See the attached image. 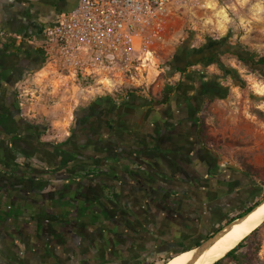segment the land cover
Returning <instances> with one entry per match:
<instances>
[{
    "label": "flooded vegetation",
    "instance_id": "1",
    "mask_svg": "<svg viewBox=\"0 0 264 264\" xmlns=\"http://www.w3.org/2000/svg\"><path fill=\"white\" fill-rule=\"evenodd\" d=\"M183 49L184 46L171 60L173 72L179 74L177 82L164 88L160 97L147 98L151 106H159L150 124L153 137L147 140L137 131L138 136L125 139L130 146L151 148L154 163L165 167L169 176L155 173L145 187L148 193L136 201L138 210L134 215L121 206L114 208L112 196H100L84 209L70 211L41 209L35 206L41 198L20 196L24 178L73 177L83 166L117 163L116 150L122 140L114 131L107 134V140L102 137L113 128L107 130L108 122L100 119L94 100L75 107L64 138L48 140L46 128L21 112L17 95L21 75L35 68L39 55L20 57L13 65L0 63V264H22L28 257L50 264H146L161 253L170 255L177 239H185L183 248L196 244L240 212L234 203L229 207L223 204L215 214L210 212L217 205L212 203L214 197L231 193L224 177L229 170L218 163L216 154L203 141L198 118L202 105L217 96L220 88L215 78L194 70V64L203 59L217 60L220 53L237 51L223 38L203 54L191 49L184 56ZM241 56L242 64L261 71L263 62L247 53ZM188 84L192 87L190 93L186 92ZM128 95L146 98L135 93L125 96ZM170 95H187V104ZM104 145L108 154L100 151ZM58 166L65 169L59 172ZM238 201L243 200L240 197ZM196 213L200 224L195 229L192 219ZM28 214L50 216L52 221L29 225L22 220ZM163 218L175 223L186 220L189 225L178 234L173 232V224L167 227L168 232H150V247L144 242L140 249L121 248L120 235L124 231L144 234L138 228L146 226V220L156 221L158 228Z\"/></svg>",
    "mask_w": 264,
    "mask_h": 264
},
{
    "label": "rangeland",
    "instance_id": "2",
    "mask_svg": "<svg viewBox=\"0 0 264 264\" xmlns=\"http://www.w3.org/2000/svg\"><path fill=\"white\" fill-rule=\"evenodd\" d=\"M214 11L213 20H209L208 28L203 31L192 29L186 23L181 36L171 42L169 54L159 58L151 75L154 84L144 92L158 98L164 88L177 82L179 74L173 72L171 60L182 46L184 56L191 49L203 54L223 38L228 46L248 52L252 58L263 62L261 71L254 70L255 67H246L231 52H223L217 60L203 59L195 63L194 70L215 78L220 88V93L203 109V141L216 154L218 163L245 171L255 186L262 184L264 188V0H218ZM217 22L219 26L213 29ZM19 81L20 110L46 128L48 140L64 138L75 107L89 102L100 92L85 89L59 63L47 58L22 74ZM262 194L263 191H259L256 196L251 195L252 200ZM22 220L29 225L52 221L50 216L40 218L35 214H28ZM259 236L261 245L257 256L264 264V224L259 228ZM184 245L185 239H177L172 245V253ZM168 254L161 253L150 263H157ZM22 264L50 262L28 257Z\"/></svg>",
    "mask_w": 264,
    "mask_h": 264
},
{
    "label": "crops",
    "instance_id": "3",
    "mask_svg": "<svg viewBox=\"0 0 264 264\" xmlns=\"http://www.w3.org/2000/svg\"><path fill=\"white\" fill-rule=\"evenodd\" d=\"M77 0H0V53L2 55V65H13L18 58H27V56L39 55V62L42 64L45 58L42 49V27L47 24L56 23L61 14L69 11L76 4ZM191 25L192 29L203 31L206 27L196 23H189L183 18L173 17L171 21V34L177 39L181 36L184 26ZM219 26L218 22L215 23ZM171 47L169 51H171ZM16 52V53H15ZM186 92H191L190 84L186 85ZM185 96L170 95L171 98L178 97L179 102L187 104ZM146 98L136 96H117L115 93H104L94 95L90 101H96L99 108L100 119L108 122L107 131L102 136L107 140V134L112 131L117 133L122 145L117 147V163H105L100 165H89L80 167L79 171L73 176H36L23 179L22 187L19 189L20 196L33 195L41 198L35 206L41 209H63L70 211L72 209H84L88 202L95 200L100 196H112L113 206L123 207L130 214H135L138 210L136 201L145 193H148L145 187L154 178L158 171L163 177L167 176L164 172L165 167L156 164L153 161V151L149 147L140 148L135 145H128L125 141L127 137L133 136L148 138L153 137L154 130L150 124L155 121V111L159 106H151ZM73 115V114H72ZM129 141V140H128ZM134 146V147H133ZM104 154H108L107 145L100 148ZM60 165V164H59ZM52 167V166H51ZM59 172L63 171L62 166H58ZM164 168V169H163ZM228 173L224 176L229 181L231 193L223 197H214L212 203L217 204L211 207L210 212L217 213V210L223 204L229 207L231 203L241 208L252 201L251 195H257L258 186H255L250 174L239 168L229 167ZM94 176H96L94 178ZM169 177V176H167ZM256 189V190H255ZM96 193V194H95ZM243 201L239 202L238 198ZM238 202V203H237ZM192 224L198 227L200 224L199 215L194 214ZM146 220V226L138 230L141 232L124 231L121 236V248L126 250H136L144 245L150 247L153 241L148 235L150 232H165L167 228L174 225L173 232L178 234L179 230L185 231L189 225L186 220L178 221L163 218V222ZM165 222L167 224H165ZM196 229V228H195ZM144 235V237H142ZM142 241V243H140ZM26 243H29L26 241Z\"/></svg>",
    "mask_w": 264,
    "mask_h": 264
},
{
    "label": "built area",
    "instance_id": "4",
    "mask_svg": "<svg viewBox=\"0 0 264 264\" xmlns=\"http://www.w3.org/2000/svg\"><path fill=\"white\" fill-rule=\"evenodd\" d=\"M217 5L218 0H77L56 23L42 27V49L85 89H136L148 96L144 91L154 84L159 58L175 40L172 18L208 28Z\"/></svg>",
    "mask_w": 264,
    "mask_h": 264
},
{
    "label": "bare ground",
    "instance_id": "5",
    "mask_svg": "<svg viewBox=\"0 0 264 264\" xmlns=\"http://www.w3.org/2000/svg\"><path fill=\"white\" fill-rule=\"evenodd\" d=\"M263 223L264 202L258 208L251 211L242 221L235 223L226 232L213 240L193 264H213ZM191 254L192 249L177 254H170L165 261L159 262V264H186Z\"/></svg>",
    "mask_w": 264,
    "mask_h": 264
},
{
    "label": "trees",
    "instance_id": "6",
    "mask_svg": "<svg viewBox=\"0 0 264 264\" xmlns=\"http://www.w3.org/2000/svg\"><path fill=\"white\" fill-rule=\"evenodd\" d=\"M236 51L237 52H235L234 55H235L236 59L240 60V61H243V57L241 56L242 53L249 54L248 52H241L238 50H236ZM41 61H43V60L41 59L40 62ZM259 62H261V61H259ZM122 91H119L115 94L117 96H122V95H126L129 93H134V92H136V89L125 90V91L122 90ZM212 99L213 98H208L205 101V103L202 105L201 113H200L199 118H198L199 125H200V129H199L200 132L202 130V113L204 112L203 109L206 108V106L210 103V101ZM258 188H259L258 190L263 191V194H264V188H263L262 184H259ZM247 208H249V206H247L244 210H246ZM261 226L256 227L243 240H241L238 244H236V246H234L229 251H227V253L221 259L217 260L213 264H227V263H231V264H262L259 261L258 256H257V253H258V251L260 249V245H261V240H260V236H259V228ZM167 258H168V256L166 258L160 260L159 262L165 261ZM159 262H157V263L152 262L150 264H159Z\"/></svg>",
    "mask_w": 264,
    "mask_h": 264
},
{
    "label": "water",
    "instance_id": "7",
    "mask_svg": "<svg viewBox=\"0 0 264 264\" xmlns=\"http://www.w3.org/2000/svg\"><path fill=\"white\" fill-rule=\"evenodd\" d=\"M264 202V194L262 196L256 198L255 200H252L249 204L241 207V210L238 214L224 222L219 228H217L213 233L206 236L204 239H201L198 243L188 245L187 247L174 251L171 254H177L182 251L191 250L192 254L186 262V264H193L195 260L200 256V254L215 240L218 236L222 235L224 232H226L230 227H232L235 223L242 221L251 211L255 210ZM247 206L246 210H244ZM229 251V250H228ZM170 256V255H168Z\"/></svg>",
    "mask_w": 264,
    "mask_h": 264
}]
</instances>
